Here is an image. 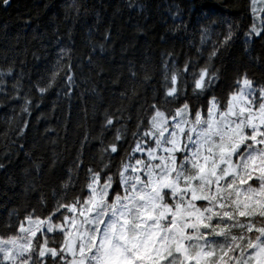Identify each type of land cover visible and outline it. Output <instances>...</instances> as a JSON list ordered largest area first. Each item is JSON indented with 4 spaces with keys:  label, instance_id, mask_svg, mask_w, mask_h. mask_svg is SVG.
I'll return each mask as SVG.
<instances>
[{
    "label": "snow or ice",
    "instance_id": "6c2138e0",
    "mask_svg": "<svg viewBox=\"0 0 264 264\" xmlns=\"http://www.w3.org/2000/svg\"><path fill=\"white\" fill-rule=\"evenodd\" d=\"M255 3L249 5L253 14ZM245 35L246 43L264 40V26L253 23ZM232 36L229 25L198 69L189 58L182 67L165 60L163 93L158 99L153 90L147 125L138 118L134 147L115 173L107 163L88 167L85 184L70 200L62 196L43 218L33 210L15 234L0 235V264H264V82L245 71L225 95L211 91L221 77L211 61L224 55ZM63 70L38 86L41 96ZM13 71L0 72V88ZM151 78L144 68L142 83ZM65 79L72 84V75ZM19 87L17 80L13 89ZM30 104L25 98L22 111ZM112 124L106 115L105 125ZM103 151L118 148L112 143Z\"/></svg>",
    "mask_w": 264,
    "mask_h": 264
},
{
    "label": "trees",
    "instance_id": "16d2710c",
    "mask_svg": "<svg viewBox=\"0 0 264 264\" xmlns=\"http://www.w3.org/2000/svg\"><path fill=\"white\" fill-rule=\"evenodd\" d=\"M250 3H0V72L6 73L10 66L14 70L11 76L2 78L0 88V235L15 234L18 223L33 210L43 218L62 196L70 200L72 193L85 184L88 167L99 169L107 163L109 174L115 173L120 159L134 147L132 134L138 118L147 125L146 102H152L153 90L158 99L163 93L165 60L169 67L173 60L182 67L189 58L197 69L202 67L231 25L233 36L227 51L211 61L221 72L211 91L225 95L234 77L245 71L255 81L264 82V40L254 37L245 42V34L255 23ZM168 53H173L172 59H168ZM60 68L64 70L41 96L38 86L45 87ZM144 68L152 77L147 84L142 83ZM66 75H72L71 85ZM187 79L191 96L192 77ZM17 80L18 92L13 89ZM133 89L137 92L134 97ZM25 98L31 101L28 112L22 111ZM106 115L113 119L111 126L105 125ZM117 129L119 141L115 140ZM112 143H116L117 153L103 151ZM78 156L82 161L79 165ZM65 183L69 184L67 189L62 187Z\"/></svg>",
    "mask_w": 264,
    "mask_h": 264
},
{
    "label": "rangeland",
    "instance_id": "374dc122",
    "mask_svg": "<svg viewBox=\"0 0 264 264\" xmlns=\"http://www.w3.org/2000/svg\"><path fill=\"white\" fill-rule=\"evenodd\" d=\"M255 9V26L259 29L264 26V0H256ZM136 156H139V153ZM25 227H27V224Z\"/></svg>",
    "mask_w": 264,
    "mask_h": 264
}]
</instances>
